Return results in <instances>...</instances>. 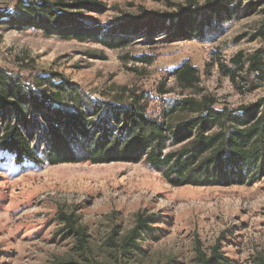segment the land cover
I'll return each instance as SVG.
<instances>
[{"label": "rangeland", "instance_id": "rangeland-1", "mask_svg": "<svg viewBox=\"0 0 264 264\" xmlns=\"http://www.w3.org/2000/svg\"><path fill=\"white\" fill-rule=\"evenodd\" d=\"M35 1L0 0V68L24 80L58 74L77 84L87 101L138 98L151 117L182 96H209L219 109L264 96V75L248 91L243 72L231 63L257 50L264 61V0H234L231 18L202 40L129 32L127 43L114 48L3 24L20 2ZM188 1L108 0L106 11L86 15L104 28L100 36L115 38L123 36L117 27L123 17L172 13ZM185 62L199 73L189 89L170 76ZM235 70L233 83L227 74ZM60 215L76 216L86 230L85 255ZM138 218H152L150 231L138 238L141 251L124 255L123 241ZM216 246L231 264L264 263V176L250 185L174 188L143 162L17 165L0 152V264H84L85 257L97 264H198V253L208 256Z\"/></svg>", "mask_w": 264, "mask_h": 264}, {"label": "trees", "instance_id": "trees-1", "mask_svg": "<svg viewBox=\"0 0 264 264\" xmlns=\"http://www.w3.org/2000/svg\"><path fill=\"white\" fill-rule=\"evenodd\" d=\"M108 0H37L20 2L4 25L33 27L45 36L81 43L98 42L111 48L127 43V33L151 39L156 34L182 40H202L210 28L231 18L234 0H211L199 6L192 0L172 13L143 10L128 15L117 27L125 37L100 36L101 28L86 13H103ZM234 13V12H233ZM219 29V28H218ZM263 51L231 63L242 71L248 91L264 75ZM146 61V59H140ZM170 76L189 89L199 81L198 70L185 62ZM233 83L236 70L228 72ZM209 96H182L169 102L160 116L151 117L135 98L132 102H90L77 84L58 74L24 80L0 68V152L17 165L145 163L171 187L250 185L264 176V96L234 108L215 107ZM76 237L85 255L88 236L74 215L59 216ZM152 218H138L123 241L124 255L141 251L138 238L149 232ZM198 264H231L214 247L198 253ZM84 264L93 263L88 257ZM87 262V263H86ZM53 264H79L60 260ZM264 264V263H262Z\"/></svg>", "mask_w": 264, "mask_h": 264}]
</instances>
